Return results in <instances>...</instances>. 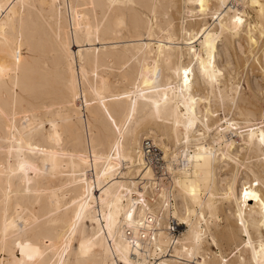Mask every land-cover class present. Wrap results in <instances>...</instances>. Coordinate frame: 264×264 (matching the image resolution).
I'll return each mask as SVG.
<instances>
[{"label":"bare ground","instance_id":"6f19581e","mask_svg":"<svg viewBox=\"0 0 264 264\" xmlns=\"http://www.w3.org/2000/svg\"><path fill=\"white\" fill-rule=\"evenodd\" d=\"M0 264H264V0H0Z\"/></svg>","mask_w":264,"mask_h":264},{"label":"built area","instance_id":"2783aa9c","mask_svg":"<svg viewBox=\"0 0 264 264\" xmlns=\"http://www.w3.org/2000/svg\"><path fill=\"white\" fill-rule=\"evenodd\" d=\"M141 150L145 164L155 171L158 169L160 170L163 161L161 158L160 149L154 144L153 140L149 138L143 139L141 143ZM168 218V224L170 226L168 230L171 232L172 237H176L182 229V227L179 225L182 223L178 221L172 214ZM147 220L151 223V216L148 215Z\"/></svg>","mask_w":264,"mask_h":264},{"label":"rangeland","instance_id":"374dc122","mask_svg":"<svg viewBox=\"0 0 264 264\" xmlns=\"http://www.w3.org/2000/svg\"><path fill=\"white\" fill-rule=\"evenodd\" d=\"M235 59L239 62V67L242 68V66H243V59H242V57L238 56ZM254 75L255 76H258L257 73H254ZM247 77H249V73L247 74ZM233 227L235 228V225H233ZM261 230L263 232V227H261ZM253 236H256V234L253 233ZM236 238H238L239 240H241L243 242V236H241L239 233H237V237ZM221 239H222V241L219 242L220 247L223 248L222 250H224V251L227 250V253L230 254V252L228 251V248H229V246L232 245L233 241L230 240L229 238L228 239L227 238H225V239L224 238H221ZM212 250H214V249L212 248Z\"/></svg>","mask_w":264,"mask_h":264},{"label":"snow or ice","instance_id":"6c2138e0","mask_svg":"<svg viewBox=\"0 0 264 264\" xmlns=\"http://www.w3.org/2000/svg\"><path fill=\"white\" fill-rule=\"evenodd\" d=\"M187 82V81H186ZM249 194L247 192H245V196L247 197Z\"/></svg>","mask_w":264,"mask_h":264}]
</instances>
